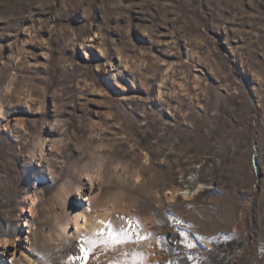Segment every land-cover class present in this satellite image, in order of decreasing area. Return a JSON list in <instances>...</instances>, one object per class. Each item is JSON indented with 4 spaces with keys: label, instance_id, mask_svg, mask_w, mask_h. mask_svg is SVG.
Here are the masks:
<instances>
[{
    "label": "rangeland",
    "instance_id": "374dc122",
    "mask_svg": "<svg viewBox=\"0 0 264 264\" xmlns=\"http://www.w3.org/2000/svg\"><path fill=\"white\" fill-rule=\"evenodd\" d=\"M0 246L264 264V0H0Z\"/></svg>",
    "mask_w": 264,
    "mask_h": 264
},
{
    "label": "bare ground",
    "instance_id": "6f19581e",
    "mask_svg": "<svg viewBox=\"0 0 264 264\" xmlns=\"http://www.w3.org/2000/svg\"><path fill=\"white\" fill-rule=\"evenodd\" d=\"M97 179V175L94 172H89L86 171L85 173V181H81L78 184V188H82L83 184L86 185V189L88 190V192H86V189L82 190L84 192V194L81 196L82 200H85V196H88L89 194H91L94 191V184L96 182ZM65 196H67V194H69L70 190H65ZM190 192V191H189ZM188 195V192H184V195ZM64 196V197H65ZM34 203V198H31V202L30 204L33 205ZM30 205V206H31ZM67 206V204H66ZM68 210V216L66 217V219L62 222V224L60 225V232L66 237V236H72V234H75V232L81 231L82 229L86 228L89 226V216H87V209H88V205H85L82 202L76 201L75 204H72L71 206H67ZM24 225L27 226L28 224L26 223V221H24ZM73 227V229L71 230V228ZM29 232V231H28ZM27 236V235H26ZM29 238V236L26 237V239ZM8 244V240L4 239L2 242V247H6ZM0 246V247H1ZM25 247V248H24ZM23 248H21V255H23L25 258L28 257V259H30V261H32V255L30 252V249L28 246H24ZM25 249H28V251H25ZM19 250V249H17ZM13 255L15 254V251H13L12 253Z\"/></svg>",
    "mask_w": 264,
    "mask_h": 264
}]
</instances>
